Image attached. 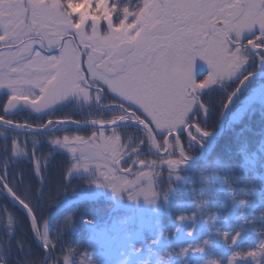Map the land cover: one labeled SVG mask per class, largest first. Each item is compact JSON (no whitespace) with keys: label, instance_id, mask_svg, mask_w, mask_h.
<instances>
[{"label":"snow or ice","instance_id":"6c2138e0","mask_svg":"<svg viewBox=\"0 0 264 264\" xmlns=\"http://www.w3.org/2000/svg\"><path fill=\"white\" fill-rule=\"evenodd\" d=\"M77 4H83L80 11H74ZM250 87L252 92H264V0H0V93H6L0 100V124L32 132L65 124L92 128L86 136L50 137L52 151L43 162L37 157L39 141L29 150L26 137L6 140L3 147L13 158L31 155L28 163L38 185V202L48 186L45 173L58 156L60 181L84 183L72 198L65 192L41 218L29 200L9 195L5 163L0 184L23 214L33 243L26 252L15 237L9 213L7 250L0 246L4 253L0 264H21L20 256L33 254L39 257L36 264H101L97 252L102 249L123 257L109 264H133L145 244L129 245L125 254L114 235L93 232L87 245L80 246L76 241L81 227H94L95 221L83 212L78 215V210L107 193H111L113 213L125 210V200L135 208L141 203L157 204L160 178L175 190V182L192 165V151L198 147L203 152L206 139L213 135L206 127L213 107L205 97L213 91L221 93L223 113ZM105 95L112 97L107 105ZM73 96L108 107L114 115L88 121L50 117L42 124L8 119L21 105L40 113ZM121 128H135L138 135L125 138ZM228 193L237 199L231 184ZM163 198L167 203L168 194ZM238 202L242 207L248 203L244 198ZM195 217L193 212L191 219ZM175 219L179 225L189 216L180 214ZM249 223L242 220L235 232L217 234L235 249ZM114 231H119L118 226ZM194 233L195 223L186 235ZM158 243L159 237L147 244L153 254L152 245ZM209 244L207 239L188 244L178 254L182 258L189 253L203 255ZM249 260L264 264V239L246 251H233L227 264ZM23 264L33 262L25 259ZM135 264L152 262L145 258Z\"/></svg>","mask_w":264,"mask_h":264},{"label":"trees","instance_id":"16d2710c","mask_svg":"<svg viewBox=\"0 0 264 264\" xmlns=\"http://www.w3.org/2000/svg\"><path fill=\"white\" fill-rule=\"evenodd\" d=\"M78 5V4H77ZM4 98V95H0V100ZM254 111H247V113L236 122L229 125V129L226 133L216 140L212 145L211 155L206 162L199 163L196 166V170L191 173L186 172L189 175L190 182L194 183L193 187L175 186L177 190V197L180 204V209L183 211L179 214L191 215L192 211L195 213L202 207L205 215H199L202 221H199L196 231L197 242H201L210 235L209 241L211 245L207 247L206 252L201 256L197 254L199 260L197 262L196 257L189 260L188 264H205L206 261L215 260L220 264H227V258L235 250L246 251L255 247L257 242L264 239V217L261 213L264 212V105L258 103L253 105ZM18 121L30 122L25 112L18 114ZM9 117V116H8ZM10 118V117H9ZM7 130L6 136L0 135V173L3 178V166L8 164V175L6 182L11 189L20 198L29 200L34 207H36L38 215L43 218L51 206L56 203L58 199L64 197L65 192L68 198H72L74 190H81L83 180H75L70 185H65L60 181V174L62 165L60 163V157L58 156L52 161L48 171L45 173V179L47 181V187L43 197L37 201L35 190L37 188V182L32 174V167L29 160L31 155L24 158H13L10 152H6L3 145L17 134L21 137L28 136V139H34L40 141L37 157L43 162L47 158L48 153L52 151L48 140L50 137L62 136L59 130L54 133H40V134H27L19 133L15 130H10L4 126H0V130ZM14 134V135H13ZM13 135V136H12ZM12 136V137H11ZM34 141V142H35ZM32 141L28 140L29 150L32 148ZM32 142V143H34ZM219 161V163H218ZM200 174L210 175L209 181L203 182L198 176ZM21 177L23 180L21 182ZM188 178V179H189ZM229 184L235 187L237 199L234 201L228 193ZM158 190L161 192H168L170 190L165 178H160ZM2 203H0V246H3L5 252L7 250V238L6 233L8 231V215L11 214L12 227L15 232L16 239L25 246V251L32 245V236L29 231V227L25 222L23 214L18 208L14 207L8 197L0 191ZM207 200L199 208L197 204L200 201ZM244 198L248 201L247 205L241 206L239 199ZM7 208V211H5ZM113 202L107 198H101L98 202L87 203L82 205L78 210V215L83 212L86 216L95 221V225L106 224V221L111 218ZM244 212V217H240V212ZM173 212L171 215L161 216V226L164 232L169 235L176 234L175 229L181 224H177L176 216L179 215ZM120 214V216H123ZM18 216L24 218V222L16 219ZM205 217L208 218L205 222ZM227 218V219H225ZM216 219L219 223L216 225L208 224L209 220ZM242 220L251 221L249 224L244 225V231L239 238L235 249L229 247L221 238V235L217 234L224 231L237 230ZM7 225V226H6ZM217 229V233L215 231ZM214 231L216 235L214 234ZM93 233L92 227L84 225L79 232L77 243L80 246H86L89 236ZM147 235L148 239H154L151 235ZM212 237V238H211ZM211 238V240H210ZM66 239V238H65ZM172 252H174L172 250ZM4 253H0L3 255ZM13 260L16 258V253L13 254ZM101 264H109V260L105 259L101 255L97 256ZM28 259L36 264L39 257L35 254L31 256H20L21 264L24 260ZM241 264H252V262L244 261Z\"/></svg>","mask_w":264,"mask_h":264},{"label":"rangeland","instance_id":"374dc122","mask_svg":"<svg viewBox=\"0 0 264 264\" xmlns=\"http://www.w3.org/2000/svg\"><path fill=\"white\" fill-rule=\"evenodd\" d=\"M81 8H83V4H78L75 6L74 11H80ZM264 105V101L260 102ZM258 104V102H257ZM256 106L248 107L247 109H240L239 112L234 115L231 119V124L236 122L237 119L240 117L242 118L247 111H254ZM22 108V105L19 106L15 111H18ZM6 133H8L7 130H0V135L2 134L4 137L6 136ZM131 133V132H130ZM14 135V134H13ZM12 135V136H13ZM11 136V137H12ZM19 136V135H15ZM21 137V136H19ZM28 138V136H24ZM32 142H34V139H28ZM31 144L33 145V143ZM40 143V141H39ZM30 148V147H29ZM197 157V156H195ZM16 158H24L23 155H18ZM183 179L181 181L175 182V186H182V187H193L194 183L190 182V178L188 174H182ZM205 177L207 180L205 181ZM189 178V179H188ZM198 178L203 181L207 182L209 181L210 175L206 174H200ZM82 190V188H81ZM158 190V189H157ZM103 192L104 190L101 189ZM159 191V190H158ZM168 192H165L168 194V201L167 203L164 200V192H160L159 201L155 205H144L141 203V206L139 208L127 206V201L124 202V207L127 212L126 215L123 216V219H115L112 223H102L100 227H94V232L100 233V232H106L109 237L115 236L117 242H122L124 245V252L127 254L130 251L129 245L132 244H145L144 253L141 254L138 257H133V264H135L136 260H144L145 258H148L151 260L152 264H188L189 260L193 257H196L197 262L199 260V257L197 254L189 253V255L186 258H182L178 254V250L180 247L186 246L188 244L196 245L197 238L199 237L196 235L197 228L199 226L198 222L202 221L199 217V215H205L206 213L203 212L202 207L196 212L195 221L191 219V215L189 216V219L185 220L184 223L179 226V231L176 232L174 235H169L168 233L164 232L162 230L161 226V216L171 215L172 217H175V215H172L173 212H176V214H179L183 211V209H180L179 200L177 197V190H167ZM104 198L111 199V193H107ZM112 200V199H111ZM2 198L0 196V203H2ZM126 206V207H125ZM195 211H192L193 213ZM180 215V214H179ZM16 219L21 220V222H24V218L18 216ZM195 223V233L193 236L189 237L186 235V231L193 227V224ZM208 224L211 225H218L216 219L209 220ZM7 226V225H6ZM118 226L119 231H114V228ZM96 230V231H95ZM217 233V229H215ZM214 231V234L216 235ZM151 235L154 239L159 237V243L152 245V249L154 250L155 254L147 247V244L150 240L148 239L147 235ZM165 237H168V239H165ZM210 235L208 234L207 240H209ZM212 238V237H211ZM210 238V240H211ZM187 241V242H185ZM200 243V242H199ZM211 245V242L210 244ZM172 250L174 252H172ZM103 251V252H102ZM102 251L97 252V256L101 255L107 260H118L123 259V257L119 256L118 252L115 250H108L105 251L102 249ZM171 253V257H169V254ZM115 256V258H113ZM202 256V255H201ZM210 261V260H209Z\"/></svg>","mask_w":264,"mask_h":264},{"label":"flooded vegetation","instance_id":"af4514ba","mask_svg":"<svg viewBox=\"0 0 264 264\" xmlns=\"http://www.w3.org/2000/svg\"><path fill=\"white\" fill-rule=\"evenodd\" d=\"M203 87V84L200 85ZM222 94L213 91L209 93L205 97V102L210 104L213 107V111L210 114V117L206 121V127L207 129L214 134H216L220 130V124L221 120L223 118V114L225 112V109L223 110V113H221V105L220 101L222 99ZM112 100V97L109 95L104 96L103 103L109 104ZM264 101V92L257 90L255 92L251 91L250 88H246L240 95V97L235 101L233 104L234 106L231 109V112L229 114L230 120L234 115H236L240 109H247L248 107H252L253 105L257 104V102ZM25 112L30 122H34L35 118L37 121L34 124H42L47 120L48 118H56V117H72L73 119L77 121H88L90 118H104L108 119L114 115V110L109 109L108 107H101L100 105H97L96 103H86L83 98H77L75 96L71 97L68 101H66L63 105L57 106L55 109H47L43 112L37 113L33 111V109L30 106L22 105V108L18 111H13L9 113V116L13 120H17L19 116V113ZM227 123V125H228ZM75 125V126H73ZM65 127H70L69 129H72V133H67L69 136H73L77 133L88 135L91 131V127H77L76 124H66L65 126H60L59 131L65 130ZM229 127H226V130ZM120 132L124 135L125 138L128 136L136 137L138 135V132L135 128H121ZM131 132V133H130ZM211 139H206V148L208 150L211 149ZM201 150L197 147L192 151V155L195 158L199 154ZM198 152V154H197Z\"/></svg>","mask_w":264,"mask_h":264},{"label":"water","instance_id":"95a60500","mask_svg":"<svg viewBox=\"0 0 264 264\" xmlns=\"http://www.w3.org/2000/svg\"><path fill=\"white\" fill-rule=\"evenodd\" d=\"M244 90V89H243ZM242 90V91H243ZM240 96V94L236 97V98H234V100H233V102H232V104L228 107V108H226L225 109V113H224V117H223V119H222V122H221V127H222V129H221V131L220 132H218L216 135H214V136H210V138H212V141H213V139H215L216 137H218V136H220V135H222L223 134V132H224V130H225V123H226V120L228 119V114H229V112H230V110H231V108H232V106H233V104L235 103V100L238 98ZM1 125V124H0ZM5 126V125H4ZM10 127V126H9ZM87 127V126H86ZM12 128V127H11ZM17 130V129H16ZM49 130V129H48ZM48 130H46V131H48ZM18 131H20V132H27V133H33L32 131H29L28 129H23V130H18ZM45 132V131H44ZM44 132H42V133H44ZM36 133H41V132H36ZM204 154H205V150H204V152H203V154L200 156V157H197V158H195L194 160H193V162H195V161H197V160H199V159H201L203 156H204ZM3 179L1 178V176H0V181H2ZM14 192L12 191V192H10L9 193V195H12ZM16 195V194H15ZM17 196V195H16Z\"/></svg>","mask_w":264,"mask_h":264}]
</instances>
